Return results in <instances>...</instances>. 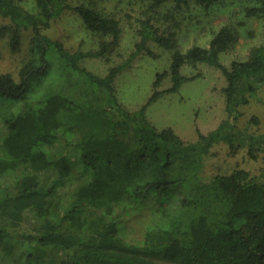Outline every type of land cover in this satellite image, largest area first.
I'll use <instances>...</instances> for the list:
<instances>
[{
  "label": "trees",
  "instance_id": "trees-1",
  "mask_svg": "<svg viewBox=\"0 0 264 264\" xmlns=\"http://www.w3.org/2000/svg\"><path fill=\"white\" fill-rule=\"evenodd\" d=\"M142 1L147 10L139 19L137 49L155 56L151 42L174 48L173 37L156 24L163 8L210 7L221 0ZM252 1L247 15L264 19V0ZM36 5L30 12L18 0H0V35L8 36L14 51L33 31L20 80L0 75V242L11 254L20 248V259L47 256L48 264H264V176L246 169L204 175L215 143L224 141L233 154L249 143L253 159L264 152V134L239 127L242 108L264 102L257 84L264 82V45L227 67L221 57L237 30L224 25L208 47L175 51L168 92L187 81L186 64L211 65L228 80L229 119L187 143L147 117L148 106L167 93L158 88L168 72L158 75L149 103L132 112L115 87L124 66L100 76L83 65L119 45L118 19L70 0ZM67 10L112 40L86 52L52 39L45 31ZM251 121L260 123L258 116ZM132 217L141 228L127 231Z\"/></svg>",
  "mask_w": 264,
  "mask_h": 264
},
{
  "label": "rangeland",
  "instance_id": "rangeland-1",
  "mask_svg": "<svg viewBox=\"0 0 264 264\" xmlns=\"http://www.w3.org/2000/svg\"><path fill=\"white\" fill-rule=\"evenodd\" d=\"M18 2L27 11L37 12L36 0ZM70 3L94 6L119 20L123 29L119 45L105 56L86 58L83 65L100 76H106L115 66H124L116 79L115 87L125 108L134 112L147 105L154 94V83L158 75L168 72L158 88L167 93L148 106L147 117L159 130L173 128L187 143L198 142L199 132L209 135L229 119L225 91L228 80L220 69L211 65L186 64L182 72L187 81L178 92H168L174 84L171 65L175 51L186 53L194 46L208 47L224 25H232L237 30L230 49L221 57L227 67H231L235 61L248 60L254 47L264 45V19L247 15V8L254 6L252 0H221L210 7L192 3L182 8H176L175 5L163 8L157 16L156 24L163 34L173 37L174 48L167 49L151 42L150 48L155 56L146 51L138 52L137 49L141 39L139 19L146 18L147 10V5L142 0H70ZM45 33L73 51L79 48L86 52L98 51L106 39L88 30L82 18L72 10L57 17ZM32 37L33 31H26L22 48L14 51L8 36L0 35V75L10 73L16 80H20V69L30 56ZM106 40L111 41L112 37ZM257 84L259 95L264 99V82ZM242 110L244 116L239 127L248 134H264V102L253 100ZM253 116L259 117V124L251 121ZM249 149L248 143L237 154H233L224 141L213 144L212 153L206 159L205 177L211 179L219 174L232 173L236 169H246L253 175L264 176V152L253 159L249 155ZM2 182L0 177V185ZM129 220L127 231L141 228L142 223L137 217ZM12 254L5 242H0V264L12 260L15 264L49 263L47 256L33 261L26 257L20 259L24 253L18 247H15Z\"/></svg>",
  "mask_w": 264,
  "mask_h": 264
}]
</instances>
